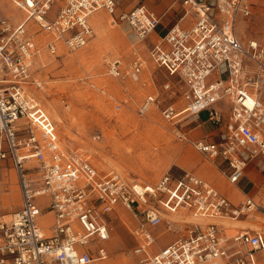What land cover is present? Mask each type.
<instances>
[{"label":"built area","instance_id":"obj_1","mask_svg":"<svg viewBox=\"0 0 264 264\" xmlns=\"http://www.w3.org/2000/svg\"><path fill=\"white\" fill-rule=\"evenodd\" d=\"M14 2L24 12L23 20L12 22L0 11V161L12 160L22 203L0 221V264H91L106 259L111 254V219L122 208L134 219L130 233L137 243L131 254L137 264H264L257 257L264 251L263 202L246 196L234 203L213 182L189 170L167 171L155 182L101 171L86 153L61 145L55 121L26 89L36 82L30 69L41 50L28 34L29 21L48 34L45 48L50 55H58L61 49L86 46L94 35L91 16L105 10L114 23H126L140 47L130 69L116 58L109 61V74L120 81H140L152 61L177 77L183 105L168 103L164 118L184 127L189 118L206 111L216 132L191 139L180 130L179 136L236 184L249 163L264 159V42L251 39L246 44L238 34L240 21L254 14V1L177 0L181 15L158 35L163 15L146 4L128 8L127 0ZM90 85L116 98L105 86ZM164 89L177 93L172 82L164 83ZM159 96V90L149 91L139 113L159 105ZM122 105L117 102L116 109ZM40 196L46 198L45 212L52 213L47 227L40 221ZM245 218L261 226L240 228L231 222ZM162 225L160 234L177 237L156 250L155 229Z\"/></svg>","mask_w":264,"mask_h":264},{"label":"rangeland","instance_id":"obj_2","mask_svg":"<svg viewBox=\"0 0 264 264\" xmlns=\"http://www.w3.org/2000/svg\"><path fill=\"white\" fill-rule=\"evenodd\" d=\"M132 1L146 4L157 14H165L168 18L164 17L165 22L158 26V33L155 35L165 33L164 24L177 21L181 14L176 9L179 5L175 3L177 0H128L126 3L133 4ZM252 1L255 3L254 14L240 21L238 25V34L246 44L251 39L264 42V0ZM58 5L57 3L54 6L50 16H55ZM0 11L5 16L12 15L14 20L20 21L21 17H25L14 0H0ZM13 11L16 12L15 15ZM98 16H104L105 26L101 22L95 25L93 20L94 35L86 46L76 51L61 49L58 55H50L45 48L49 37H44L46 33L39 31L34 20L29 21L28 34L34 37L41 50L39 57L35 56L30 69L31 80L35 79L36 82L27 84L29 87L26 86V89L51 114L61 145L65 149H80L91 157L101 171L115 170L129 180L155 182L167 171L184 170L178 164L180 156L183 157L188 151L192 156L194 152L202 155L192 143L179 136L180 130L184 132L183 129L188 125L182 127L181 124H174V121L167 120L162 114L163 108L170 102H176L178 107L183 105L182 83L158 66L155 73L146 69L140 81H135V77H126L120 81L111 76L108 72L109 61L120 58L124 67L130 69L140 47L128 35L130 28L128 29L126 23H114L112 16L105 10H100L95 18ZM8 18L11 20V17ZM124 28L128 30L124 31ZM42 37L43 42H40ZM142 53L149 56L146 47H143ZM148 64L151 67L153 65L152 61ZM87 74H90V79L86 78ZM91 81L105 86L116 98H109L94 89L90 85ZM166 82L176 84V94L171 95L164 89ZM152 89L159 90L161 101L158 106L155 105L156 109L152 113L142 115L138 105ZM120 101H123V105L117 110L116 104ZM200 118L207 119L208 113L202 111ZM210 128L211 124L203 129L206 132ZM241 186L250 190L245 181ZM38 201L42 206L40 221L50 224L51 213H46L44 206L46 198L40 196ZM21 203L22 193L14 164L10 159L0 161V221L9 219ZM120 212L128 218L132 217L127 210L121 209ZM120 212L114 214L111 226L113 233H120L122 248L120 238L111 234L110 256L106 260L91 264H137V257L131 254L137 241L130 233L128 224L121 220ZM188 218L194 220L193 217ZM129 225L133 227L132 222Z\"/></svg>","mask_w":264,"mask_h":264},{"label":"crops","instance_id":"obj_3","mask_svg":"<svg viewBox=\"0 0 264 264\" xmlns=\"http://www.w3.org/2000/svg\"><path fill=\"white\" fill-rule=\"evenodd\" d=\"M132 3L133 4H129V3L127 4L126 3L127 7L130 8L136 4H139V3H135V1H132ZM157 8L160 9V7H157ZM176 9H178L177 12L181 13V8L176 7ZM154 12H156V11H154ZM97 13L93 14V16L91 17L92 24H93L94 17L96 16ZM179 16H178V18H179ZM164 17H166V16L163 15L162 23L165 22V21H163ZM21 18H22L21 20H23V17H21ZM11 20H13V19H11ZM13 21L17 22L19 20H13ZM173 22L174 21L172 20L170 22V24H172ZM170 24L165 23L164 28L166 29L167 26ZM93 27H94V25H93ZM160 31H162V30H160ZM37 56L39 57V54ZM37 56H36V58H37ZM147 70L150 73H155V72H157V66L153 64L151 67L148 64ZM135 79H136V77H135ZM155 105L158 106L157 103ZM155 105L151 108L150 113H152L156 109ZM210 124H211L210 130L205 132L203 128L205 126L210 125ZM216 130H217L216 125L212 121H210L209 118L202 120L200 118V116L190 118L188 120V127L183 129V131L186 132L187 136L191 139L207 137L208 135H212L214 132H216ZM214 137L218 138V136H213L212 138H214ZM191 143L192 142H190V144ZM192 145H193V143H192ZM193 147L195 149H197L194 145H193ZM79 151H81V150L79 149ZM81 152H83V151H81ZM201 155H202V153H201ZM191 156H192V154L190 153V151H188V153L185 152L183 154V157L180 156V160L178 163L179 166L182 167V169H184V170L193 171V172L197 173L198 175L204 177L205 179L213 182L217 187H219L223 192H225L233 200L234 203L241 202V200L244 199V197H246V196H254L257 200L264 203V159L263 158L249 163V165L246 168V172H245L244 177L238 183L232 184L222 174L221 166L217 165V163L206 158L204 155L199 156L197 152H194L193 156L192 157ZM90 159H91V157H90ZM244 181L250 186V190H246L245 186H241V183ZM122 209H124V208H122ZM124 210H126V209H124ZM51 215H52V213H51ZM41 216H42V214L40 215V218H41ZM120 218L126 224H128L129 228H131V226L129 225V222H132V223L134 222L133 217L129 216V218H128V216H126V214H123L122 212H120ZM194 220H197V219L194 218ZM199 220L203 221L205 219L199 218ZM231 222L234 223L233 225L240 227V228L243 227V228L256 229V228L261 226L260 223H257V221H255L254 219H251V218L234 220ZM42 223H44V224H42ZM41 224L43 226L45 225L47 227L49 223L41 222ZM163 229H164L163 225L159 226L155 229V232L158 234L157 244L154 247V249H156V250H158L161 247H163L164 245L172 242L177 237L172 232L160 234L163 231ZM112 235H116L118 238H120V240H121L120 245H121L123 240H122L120 233H112ZM109 247H110V241H109ZM120 248H122V245ZM110 250L112 251L111 247H110ZM257 257L259 258V260L261 262H264V251H259L257 253ZM106 259H108V257ZM106 259H102V260H106ZM102 260H98V261H102Z\"/></svg>","mask_w":264,"mask_h":264},{"label":"bare ground","instance_id":"obj_4","mask_svg":"<svg viewBox=\"0 0 264 264\" xmlns=\"http://www.w3.org/2000/svg\"><path fill=\"white\" fill-rule=\"evenodd\" d=\"M100 11V10H99ZM11 12V11H10ZM9 12V13H10ZM13 13H14V15L16 14V12H14L13 11ZM109 14V13H108ZM8 15V17H11V19H13L14 20V18H13V16L12 15H10V14H7ZM94 23H95V25H99L100 24V22H101V24H103V26H105V18H104V16H98V17H94ZM128 27V26H127ZM126 29L127 28H124V31H126ZM128 29H129V27H128ZM127 29V30H128ZM130 31V30H129ZM129 31H128V35L132 38V40H133V42H136L137 41V37L133 34V33H130L129 34ZM44 37L47 39L48 38V34L46 33V35H44ZM40 42H43V37H42V40H40ZM45 66H46V64H45ZM38 83H40V85H42V83L41 82H38ZM156 104V103H155ZM154 104V105H155ZM153 105V106H154ZM153 106H151V108L153 107ZM41 219V218H40ZM44 224V223H43ZM111 237H112V235H111ZM106 264H112V262L111 263H109V262H107Z\"/></svg>","mask_w":264,"mask_h":264}]
</instances>
